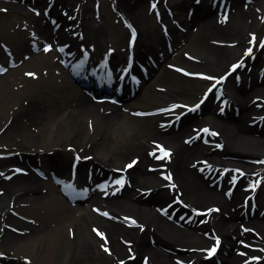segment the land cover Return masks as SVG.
<instances>
[{
  "label": "bare ground",
  "instance_id": "bare-ground-1",
  "mask_svg": "<svg viewBox=\"0 0 264 264\" xmlns=\"http://www.w3.org/2000/svg\"><path fill=\"white\" fill-rule=\"evenodd\" d=\"M194 1H170L174 9L171 16L166 10L169 6L166 0H118L119 7L133 18L135 29L139 30L137 60H129L126 71L122 69L125 55L118 39L104 41L109 21H99L88 14L73 20L68 16L66 2L33 0L37 7L56 16L63 27L73 33L75 45L87 49L95 47L97 51H101L98 47L104 42L112 44L114 41L119 45L113 46L118 49L112 59L87 66L86 71L79 61L73 62L70 51L64 53L74 73L78 76L80 73L91 82L101 79L103 72L99 69H105L104 73L111 75L113 71L119 75L113 80L125 90L134 79L133 69L170 61L162 69H154L149 84L132 93L137 97L135 100L122 104L112 99H98L95 94L84 91L86 88L79 89L74 78L59 67L58 59L44 61L45 52L25 55L22 68L12 67L10 60L6 62L5 68L0 70V124L6 123L0 132V141L19 137L28 125L26 122L33 121L37 125L32 158L46 161L52 170L56 166L54 160L61 159L68 170L80 160L81 172L93 169L91 171L105 178L118 177L121 173V176L127 175L116 192H109L105 197L94 192L86 202L72 203L66 198H73V194L64 180H58L57 184L42 173L24 171L14 163L18 160L15 156L0 158V245L15 250L18 255L17 260L8 263L26 264L21 260L25 257L43 264L135 261L139 262L137 264H208L206 250L221 239L223 253L229 257L237 260L238 255L246 254L255 258L252 263L264 264V212L260 208L264 205L261 203L264 164L245 162V158L257 154L264 156V125L260 127L250 122L264 114V88L259 85V75L252 76L254 64L264 57V36L261 39L255 36L258 17L248 0H222L230 4L232 10L239 8V14L229 13L219 18L202 2L197 6V13L209 11L208 16L203 21L198 18L201 21L192 22L193 31H177L178 35L170 36L171 40L164 31H159L155 10L162 12L163 22H168V28L176 31L179 23L168 19V14L170 18L176 14L182 16L186 14L185 9L194 6ZM206 1L211 4L215 0ZM4 3L16 4L0 0V4ZM35 25L39 34L29 37H34V43L38 44L45 37L60 39V44H65L64 38L51 32L52 26L43 14ZM23 34L16 31L10 35V40L18 43L25 37ZM123 37L125 35L120 33L117 38ZM166 43L172 44L164 48ZM249 48L251 53L257 49L253 60L247 59ZM184 52L195 54L200 61L184 60L181 56ZM172 53L177 56L170 58ZM245 60L253 68L245 71L242 78L240 74L237 77ZM171 63L179 64L182 70H174ZM236 64L241 67L232 71ZM27 67L35 70L39 82L28 91L32 102L17 106L15 97L31 71ZM262 67L264 59L259 70ZM193 69L209 75L212 84H216L206 97L209 87L198 95L205 97L206 104L205 114H201L198 121L208 126V132L201 133L199 138L215 133L216 140L223 144L221 148L196 143L195 135H190L189 142L185 141L186 132L196 123L188 124L183 117L179 124L176 120L172 122L183 110L178 108L179 103L184 102L182 99L187 95L197 96L200 90L201 84L186 81ZM217 80L222 83L217 84ZM103 84L106 90L112 86L110 80ZM220 87L230 101L227 108L235 113L226 115L214 108V93ZM251 92L254 99L250 97ZM144 109H153L156 113L137 117V124L123 137L119 136L120 130L136 118L133 112ZM167 119L168 124L164 121ZM66 141L77 143L73 152L64 146ZM166 147L171 148L170 156L163 157L160 149ZM160 157L164 159L159 160ZM204 159L213 167L219 166L221 175L219 171L215 176L211 175L213 172L201 171ZM129 164L133 166L127 167ZM228 164L240 168L238 173L242 178L235 184L229 183L232 173L226 170ZM169 175L170 180L166 178ZM254 204L260 209L254 211ZM92 207L101 211L96 213ZM199 214L207 223H197Z\"/></svg>",
  "mask_w": 264,
  "mask_h": 264
},
{
  "label": "rangeland",
  "instance_id": "rangeland-1",
  "mask_svg": "<svg viewBox=\"0 0 264 264\" xmlns=\"http://www.w3.org/2000/svg\"><path fill=\"white\" fill-rule=\"evenodd\" d=\"M6 2H12V3H16V4H0V53H4L5 55H0V67L3 68L6 65L7 61H14L12 64V67H20L22 68V59H24L25 55H29L31 54V56L40 53V52H45V57H44V61L46 62H54L57 61L59 62V67L61 68V66L69 73V69L66 66L65 63V58L62 55V53L58 50V46H59V41H56L55 39H51V38H43L42 41L37 42L38 44L33 42L34 37L32 36L31 39H29L30 35L33 34H39V32H37L36 30V22L38 20V18L40 17L41 14H43L44 16H46L49 24L52 26L51 28V32H53V34H56L57 36L62 35V36H67V33L64 32V27L61 24L60 21L55 20V19H51V17L49 15H47V13L45 12V9L41 8V7H37V5H35V3L33 2V0H31L30 3H27L23 0H4ZM66 2V4L69 7V18H76L77 20L83 15V14H88L89 16H92L93 18L99 19V21H109L110 22V27L108 29L107 35L105 36V40L110 39V40H116L118 39V44H120L121 46L117 45L114 41L113 43L109 44L104 42V44L102 45V47H98L99 50H101V53H107V51L111 49H108L107 47L111 48L114 46H119L121 49H123L124 51V55H128L131 54V51L129 49V42H130V35L133 31V25L136 26L135 21L133 20V18H131L130 16H126L124 10H122L121 7H119L118 5V0H61ZM173 3L174 1H180V0H166V3L169 2V6L166 7L167 12L173 16L174 13V9L173 7L170 5L171 2ZM222 1V0H220ZM250 5H252L254 7V13H257V31L255 32V36H258V38H262L264 36V0H248V2ZM255 4V5H253ZM188 7V6H187ZM228 9H226V6L224 4V10L221 14L226 13L225 15H228L229 13V9H230V13L234 16H238L239 14V8L237 9H233L232 10V6L229 4ZM165 9V8H163ZM189 9V7L187 8ZM184 10V13L186 12V10ZM154 17L156 19V25L159 28V31L162 32L163 26H167V23L165 24L163 22V13H159L156 10L154 11ZM60 13V12H59ZM168 14V19H170L171 21L173 20L172 18H170V15ZM51 15V14H50ZM185 14H183L182 16L180 14H176V18H178V20L180 19V21H184L185 24L187 25V27L193 31V23L190 24L188 21L186 23V19L184 17ZM194 16V21H198L200 19H198V17L195 15ZM214 17H217L214 13ZM219 18V17H218ZM205 19V18H203ZM202 19V21H203ZM201 21V20H200ZM191 25V26H190ZM20 33L24 32V36L23 39L21 41H18V43L13 42L10 40V35L16 31H19ZM120 33H123L125 35V37L123 38H117L120 36ZM43 37V36H42ZM116 38V39H115ZM33 44H36L33 45ZM172 44V43H170ZM169 44V45H170ZM35 46V47H32ZM164 48L168 46V44H164L163 45ZM16 47V48H15ZM169 47V46H168ZM18 49V51H17ZM45 49H48L47 51ZM118 49V48H117ZM97 50L96 48H94L93 50H89L92 52V55L94 57H96L97 54ZM257 50V49H256ZM256 50L253 51L249 57L247 59H255L257 56ZM138 46L135 48V52L136 54L138 53ZM100 52V51H99ZM89 53V52H88ZM76 59H79L80 57L85 58L84 53L79 51L78 53H76ZM239 54V53H238ZM237 54V56H238ZM92 55H90V57H92ZM177 56V53H172L170 55V58H174ZM182 58L184 60H189V61H200L199 57L196 56L193 53L190 52H184L181 54ZM89 57V55H88ZM122 58L125 57L123 56ZM246 59V60H247ZM264 59V57H262L261 59H259L258 61H256V63L254 64L255 67V72L254 74H252L253 77L256 78L257 75H259V79H260V84L262 86V88H264V81H261L264 77V70H260L259 72V68L261 66V62ZM246 60L244 61L243 65L244 68L242 69V71L240 72V76L246 75L245 71H251V69L253 68L252 66H248L249 63L246 62ZM251 60V61H252ZM168 62H164L163 61H158L157 63V67L156 70L159 68L162 69L163 65H166L167 63H169L170 60H165ZM124 63V61H123ZM172 68L176 71H181V68L179 66V64H174L171 63ZM186 65V64H184ZM179 66V67H178ZM26 69H31V71H29V73L26 74V77L28 78L27 81L25 82V85L22 86L19 90V94L15 97V104L17 106H21V105H29L32 102V94H30L28 91L29 89L33 88L34 86H36V84L39 82V78H36L37 73L35 72V70L30 67V68H26ZM24 68V70H26ZM37 70V69H36ZM220 71V70H219ZM155 72V71H153ZM31 74V75H30ZM154 75V73H153ZM252 76H249L250 78ZM207 77H210L209 75H204V73L202 72V74H200V72H197L196 70H191L189 71V77L186 78V81L188 84L196 82L197 84H201L200 90L197 93V96H188L183 98L182 101L188 103L190 106V108H187L185 110H182L181 112V119L182 117L185 118V120L187 121L188 124L190 123H196V125H194L195 127H200V125L203 123L202 121H198V118H201V114H205V107L206 104L205 103H201L202 98L200 96H198L200 94V92L208 86L211 83V79H208ZM252 77V78H253ZM146 80L143 82L145 83ZM77 84V83H76ZM146 84H149L148 82ZM77 87L79 89H81L78 85ZM249 90H252L249 89ZM249 92V91H248ZM244 94H246L244 92ZM252 97L254 95V92H251L250 94ZM242 98H244L245 96L242 95ZM137 98V97H136ZM136 98H130L128 101H132L135 100ZM243 100V99H242ZM39 102V101H37ZM122 103V101L120 102ZM186 103H179V110L182 109L183 104ZM199 105V107L197 108L196 106ZM220 105V104H219ZM218 106L216 104H214V108L216 109ZM184 111H186L184 113ZM233 112V110H232ZM133 114L136 116V118H132L131 121L128 123V125H126L123 129L120 130L119 136H124L126 133H128V131L130 130L131 126L133 124H137L138 119L137 117H143V116H150L152 114H155L153 109L150 110H142V111H134ZM197 121V122H195ZM27 127L24 128L21 131V135L17 138H10V139H5L3 141H0V158H4L7 156H15L16 158H18V160L14 163H16L18 166H21L24 169L27 170H31L34 171L33 166L37 165V159L34 157L32 158V155L35 152V148L33 147V143H34V137L33 135L36 133V125L33 121L26 122ZM6 123L5 124H0V132L4 129ZM190 132V129L186 132V134H188ZM202 141V142H201ZM66 144L64 145L66 148H68V150L70 152H73L76 149V144L73 141H66ZM196 143L199 144H203L205 146L207 145H217L218 143H216V139L213 136H208V138L203 139V140H198L196 141ZM68 144V145H67ZM52 151V150H51ZM264 157L262 156V154H257L255 155L253 158H245V162L247 163H258L261 161H264L263 159ZM232 160H238V158L235 157H231ZM161 160V159H159ZM230 160V159H229ZM58 162H60V164L58 165V171L60 172V175L62 176H67L66 178L68 180H72L73 176L71 174H69V171H67V169L65 168L63 162L61 161V159L58 160ZM42 168H44V170H48V164H42ZM80 169V168H79ZM82 177H86V169L83 171L82 170ZM77 177V175H76ZM78 179L81 180V177H77ZM54 181V179H52ZM55 182V181H54ZM63 194V193H62ZM64 195V194H63ZM84 195V194H82ZM65 196V195H64ZM264 202V198L263 201H261V203ZM94 212L96 211L95 209H92ZM97 212V211H96ZM249 220V217H247ZM246 218V219H247ZM208 252V251H207ZM18 255L15 254V250L10 249V248H6L4 246L0 245V264H10L8 262H13L14 260H17ZM21 259V258H20ZM222 259V261H226L227 262V257H226V253H223V244L222 242L219 241V245H218V250L217 252L213 255V256H208L207 259H205V261L209 264H218L219 260ZM246 259V258H245ZM244 259V260H245ZM23 260V262H25L26 264H43V263H38L36 261L30 260L29 258H23L21 259ZM247 262V261H246ZM139 263L138 261L135 262H125L124 264H137Z\"/></svg>",
  "mask_w": 264,
  "mask_h": 264
},
{
  "label": "snow or ice",
  "instance_id": "snow-or-ice-1",
  "mask_svg": "<svg viewBox=\"0 0 264 264\" xmlns=\"http://www.w3.org/2000/svg\"><path fill=\"white\" fill-rule=\"evenodd\" d=\"M153 7H155V5H153ZM253 40H255V37H253ZM262 46H264V44H262ZM46 51L48 50V49H45ZM251 51H252V49L251 48H249L248 49V54H251ZM239 67H241V65L240 64H236V65H233L232 66V71H235L237 68H239ZM31 75V74H30ZM208 79H212L211 77H207ZM216 83L217 84H219V83H222V80H217L216 81ZM203 101H201V103H202ZM197 108L199 107V105H197L196 106ZM204 131L205 132H208V129H204ZM212 135H215V133H212ZM161 150V152L163 153V157H168V156H170V153L169 152H166V151H164L163 149H160ZM163 157H161V158H163ZM133 163H135V162H133ZM133 165L132 164H129L127 167H129V168H131ZM167 179H171V176L169 175L168 177H166ZM116 183H118V184H120V185H123V180H118V181H116ZM210 211H218V209H211ZM106 215V214H105ZM133 223H135L134 221H133ZM98 235H101V237L103 238V236H102V234L101 233H97ZM217 245H219V240H217ZM105 251H108V249L107 248H105L104 249ZM215 252H216V249L215 248H213V249H211L210 251H209V253H208V255L209 256H213L214 254H215Z\"/></svg>",
  "mask_w": 264,
  "mask_h": 264
}]
</instances>
